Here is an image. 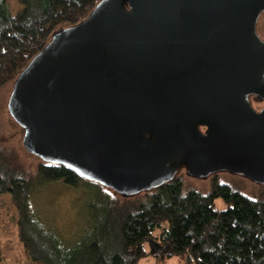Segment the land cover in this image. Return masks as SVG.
I'll list each match as a JSON object with an SVG mask.
<instances>
[{
	"label": "water",
	"instance_id": "95a60500",
	"mask_svg": "<svg viewBox=\"0 0 264 264\" xmlns=\"http://www.w3.org/2000/svg\"><path fill=\"white\" fill-rule=\"evenodd\" d=\"M262 13L264 0H100L16 77L25 149L123 197L181 170L264 185Z\"/></svg>",
	"mask_w": 264,
	"mask_h": 264
},
{
	"label": "trees",
	"instance_id": "16d2710c",
	"mask_svg": "<svg viewBox=\"0 0 264 264\" xmlns=\"http://www.w3.org/2000/svg\"><path fill=\"white\" fill-rule=\"evenodd\" d=\"M18 1L22 8L11 16L0 0V88L14 83L54 33L83 21L100 0ZM210 181L203 193L186 187L178 174L155 190L123 197L64 166L42 161L28 171L0 144V195L8 192L15 205L17 237L32 263L138 264L167 249L185 264H264V196L250 198L221 184L216 175ZM55 182L87 187L92 195L70 242L31 205L43 187ZM217 198L226 209L215 208ZM147 240L157 243L159 254H150Z\"/></svg>",
	"mask_w": 264,
	"mask_h": 264
},
{
	"label": "rangeland",
	"instance_id": "374dc122",
	"mask_svg": "<svg viewBox=\"0 0 264 264\" xmlns=\"http://www.w3.org/2000/svg\"><path fill=\"white\" fill-rule=\"evenodd\" d=\"M6 7L11 16L21 8L18 0H5ZM258 36L264 40V13L261 14L257 24ZM14 88V83H9L0 88V144L15 153L16 158L28 171H34L42 160L30 154L23 145V135L18 125L12 118L8 104ZM251 103L256 111H259L264 103L251 98ZM186 187L195 188L203 193L210 186V177L196 179L180 171ZM216 175L221 184L230 189L239 191L250 198L264 196V185L256 184L243 176L233 175L228 172H219ZM87 187L74 189L62 182L50 183L43 187L31 200V205L37 211L38 216L53 228L65 242L74 239L79 230L82 211L86 203L91 200ZM217 210L226 209L223 199L214 201ZM18 214L8 192L0 195V264H41L28 260L25 250L20 245L17 237ZM146 249L149 251L147 244ZM138 264H185L177 256L170 255L167 249H163L159 256H147Z\"/></svg>",
	"mask_w": 264,
	"mask_h": 264
},
{
	"label": "flooded vegetation",
	"instance_id": "af4514ba",
	"mask_svg": "<svg viewBox=\"0 0 264 264\" xmlns=\"http://www.w3.org/2000/svg\"><path fill=\"white\" fill-rule=\"evenodd\" d=\"M263 103H264V102H263ZM201 130H202V131H204V130H205V128H201Z\"/></svg>",
	"mask_w": 264,
	"mask_h": 264
},
{
	"label": "bare ground",
	"instance_id": "6f19581e",
	"mask_svg": "<svg viewBox=\"0 0 264 264\" xmlns=\"http://www.w3.org/2000/svg\"><path fill=\"white\" fill-rule=\"evenodd\" d=\"M182 171V170H181ZM184 171V170H183ZM178 175V174H177Z\"/></svg>",
	"mask_w": 264,
	"mask_h": 264
}]
</instances>
